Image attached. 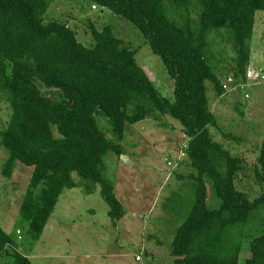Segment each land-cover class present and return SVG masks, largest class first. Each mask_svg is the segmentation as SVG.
<instances>
[{"label": "trees", "instance_id": "1", "mask_svg": "<svg viewBox=\"0 0 264 264\" xmlns=\"http://www.w3.org/2000/svg\"><path fill=\"white\" fill-rule=\"evenodd\" d=\"M52 1L0 0V93L12 109L0 146L9 155L7 179L18 163L33 168L17 227L27 241L38 243L64 191L78 186L74 173L91 189L100 188L109 217L121 221L126 212L115 183L105 177L106 159L125 155L129 126L170 117L189 138L187 155L196 172L189 176L194 207L169 252L173 264H264V235L250 241V257L242 261L239 231L264 207V196L252 202L238 190L244 162L213 140L209 127L217 119L207 95V83L217 97L226 92L214 73L213 47H232V76L246 81L264 0H91L143 35L174 82L172 100L112 28H92L88 47L67 24L47 21ZM39 83L62 92L61 98L43 95ZM259 164L264 180V142ZM17 246V236L0 226V256L10 264H31Z\"/></svg>", "mask_w": 264, "mask_h": 264}, {"label": "rangeland", "instance_id": "2", "mask_svg": "<svg viewBox=\"0 0 264 264\" xmlns=\"http://www.w3.org/2000/svg\"><path fill=\"white\" fill-rule=\"evenodd\" d=\"M47 21L67 24L88 47L94 43L92 28H112L124 46L136 52L137 63L160 93L174 99L175 85L162 61L127 21L91 0H53ZM255 24L246 81L233 78L230 61H234L236 53L230 45L222 44V48L213 47L217 71L212 66L224 89L228 88L222 97H217L213 85L207 83L210 107L217 119V125L209 127V131L216 143L244 162L236 186L252 202L264 196V180L259 177L264 142L263 12L257 13ZM39 87L43 95L55 101L62 96V92L41 83ZM11 116L10 103L0 93V131L8 126ZM188 145L189 138L181 124L170 117L129 126L123 143L125 155L106 159L105 176L115 183L117 197L125 206L124 222L111 220L100 188L91 189L74 173L78 186L64 191L41 239L34 245L27 241L26 231L17 228L33 168L18 163L12 178L7 179L4 168L9 155L0 146V226L17 236L15 251L31 264H139L135 262L137 254L143 256L140 264H173L169 253L173 240L195 203L189 176L196 172L187 155ZM209 204L212 209L219 205L211 194ZM239 231L245 243L243 261L250 257V241L264 235V207L255 211L249 224ZM0 264H10L9 258L0 256Z\"/></svg>", "mask_w": 264, "mask_h": 264}, {"label": "built area", "instance_id": "3", "mask_svg": "<svg viewBox=\"0 0 264 264\" xmlns=\"http://www.w3.org/2000/svg\"><path fill=\"white\" fill-rule=\"evenodd\" d=\"M227 88H228V86H225V89H227ZM247 98H248V95H247ZM187 148H188V147H187ZM170 165H173V164L170 163ZM136 259H137L138 262H141V261L143 260L142 255H141V254L138 255V256L136 257Z\"/></svg>", "mask_w": 264, "mask_h": 264}, {"label": "crops", "instance_id": "4", "mask_svg": "<svg viewBox=\"0 0 264 264\" xmlns=\"http://www.w3.org/2000/svg\"><path fill=\"white\" fill-rule=\"evenodd\" d=\"M119 200H120V199H119ZM120 202H121V200H120ZM121 203H122V202H121ZM122 204H123V203H122ZM123 206H124V205H123ZM124 208H125V206H124ZM126 216H127V214L125 215V217H126ZM125 217L121 220L122 222H124L123 220L125 219ZM128 226L131 227L130 225H128ZM138 255H139V254H137V255L135 256V262L140 264L141 262H138L137 259H136V257H137ZM142 258H143V256H142ZM95 264H99V263L96 262Z\"/></svg>", "mask_w": 264, "mask_h": 264}]
</instances>
